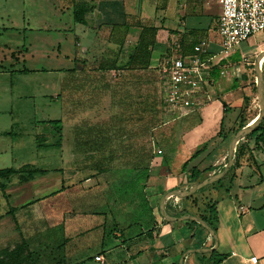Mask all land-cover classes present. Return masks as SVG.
Listing matches in <instances>:
<instances>
[{
    "label": "rangeland",
    "instance_id": "rangeland-1",
    "mask_svg": "<svg viewBox=\"0 0 264 264\" xmlns=\"http://www.w3.org/2000/svg\"><path fill=\"white\" fill-rule=\"evenodd\" d=\"M73 4L74 0H0V168L31 163L48 168L55 177L43 192L37 186H23L18 175L9 180L11 199L22 196L16 207L46 199L43 210H29L30 215L15 212L17 221L25 220L19 222L20 233L9 215L1 220L13 206L0 191V236L7 235L0 239V251L24 240L28 250L37 252L35 263L24 264L121 263L124 250L118 245L128 224L139 220L154 225L147 198L151 168L153 162L163 161L171 139L182 129L183 117L164 106L159 67L133 71L122 56L118 63L123 69L100 70L90 51L73 63L75 35L82 27L73 20ZM80 37L88 44L86 37ZM257 44L264 49V32L250 35L240 49ZM250 67L248 119L259 111L258 105L252 111L253 99L258 103V98L252 85L255 66L246 65ZM262 73L264 85V63ZM48 119L62 120L60 149L37 145L51 135L42 122ZM10 130L13 133L3 134ZM98 130L112 134L105 149L74 157L73 145ZM227 160L226 156L223 162ZM95 254H104L105 259L97 261Z\"/></svg>",
    "mask_w": 264,
    "mask_h": 264
},
{
    "label": "crops",
    "instance_id": "crops-1",
    "mask_svg": "<svg viewBox=\"0 0 264 264\" xmlns=\"http://www.w3.org/2000/svg\"><path fill=\"white\" fill-rule=\"evenodd\" d=\"M77 4L85 7V22L80 23V35H75L77 49L71 58L73 63L82 57L83 52L90 51V56L98 59L100 70L114 72L123 69L118 59L126 56V62L128 56L135 53L141 33L152 42L148 46L149 64L145 68V57L138 53L130 66L133 71L160 67L166 57H187L201 38L208 39L211 51H217L213 57L215 64L205 75L198 92V105L192 112L182 115V129L171 139L172 146L163 161L153 162L147 196L152 208V233L130 245L125 242L118 245L124 250L119 264H178L183 252L191 248L211 247L214 240L205 228L189 225L188 220L166 221L159 213V201L165 192L190 185L181 166L196 151L199 152L189 165H198L201 169L208 167L196 181L223 169L228 150L227 145L224 148L226 141L242 119L246 124L255 116L249 119L246 116L245 104L250 95L249 71L253 68H246V65H254L256 55L263 50L262 44L241 51L240 42L228 50V54L218 52L220 39L216 26L219 6L214 0H74L73 5ZM81 35L86 37L88 44L82 42ZM63 56L66 58L67 54ZM250 56L253 60L249 63L247 59ZM257 105L253 99L252 111ZM244 143L245 149L238 164L233 168L230 166L217 181L195 191V203L186 197L179 201L167 198L164 202L165 211L178 216L183 212L197 215L203 211L207 200L214 201L217 212L215 250L225 254L217 264H264V151L255 147L254 138H246ZM50 178L55 177L50 173L40 175L23 186L34 189L37 186V191L43 192L50 186ZM5 192L6 203L16 207L22 196L11 199L8 186ZM24 203H19V206ZM4 214L2 221L7 219V215L13 222L18 220L15 215ZM18 222L24 223L25 220ZM15 227L20 233V226L15 224ZM5 238V233L0 236L1 240ZM200 254L188 253L182 263H206L207 259L203 260ZM101 255L104 258V254ZM252 256H256L255 261L250 260Z\"/></svg>",
    "mask_w": 264,
    "mask_h": 264
},
{
    "label": "trees",
    "instance_id": "trees-1",
    "mask_svg": "<svg viewBox=\"0 0 264 264\" xmlns=\"http://www.w3.org/2000/svg\"><path fill=\"white\" fill-rule=\"evenodd\" d=\"M84 12H85V7L83 4L73 5L72 6L73 20L78 23H84L85 22ZM149 44H152V42L147 38H144L143 34L141 33L137 45L135 47V53L133 52L128 56V59L125 62L126 66L130 67L131 64H133L134 59L137 57V54L139 53L141 56L144 55L145 57L144 67L147 68L150 57V49L148 48ZM140 64H142V62H140ZM252 85L254 87L255 83H253ZM42 122L48 125L51 135L50 137L44 139L43 142H37V145L51 146L59 149L62 148L63 140H64L62 120L48 119V120H42ZM244 123H245L244 119H242L241 124L237 128L243 126ZM86 131H90V129H86ZM11 133H13L12 130L3 132V134H11ZM119 133H120L119 130L115 131V134H119ZM111 135L112 134L107 130H98L94 134L86 135V137L83 140L77 141L73 145V149H72L73 156L79 157L84 153L101 151L105 149L106 145L110 142ZM245 138H254L255 147L262 149L264 151V118L253 129V131H251L245 136ZM244 149H245L244 141L243 143H240V145H236L235 148L236 154L234 157L233 164L231 165V168L235 167L238 164L239 157L243 153ZM198 152L199 151H196L193 155L187 158L182 163L181 166V170L185 174V179L190 183V185L196 183L197 182L196 180L199 177L200 173L208 169V167H204L201 169L198 167V165H189L190 161L198 154ZM49 172L50 170L48 168L39 167L31 163H26L19 167L10 166V167L0 168V191L2 192L3 196H6L5 189L7 187L9 180L14 175H18L21 181L27 182L32 180L36 176L45 175ZM201 189H203V187L200 188L199 190ZM56 192H53L49 195H54L56 194ZM186 198H192V202L194 203L196 202V197H194V193L187 196ZM45 200H46L45 198L43 199L38 198L28 201L19 207H11V209L7 211V214L10 213L12 216H14L15 215L14 212L16 210H24L26 214L30 215L28 213L29 210H32V212H36L39 211L40 209L43 210L47 208V204H45L46 203ZM149 209L152 211V208L150 206ZM197 215L201 219H203L215 232L216 222H217V212L214 207V201H212L211 199L207 200L205 203V208ZM14 222L16 226H20V223L16 219H14ZM133 222H134L133 224L131 223L128 224L129 229L125 234V239H123V242H125L126 245H130L132 242H136L144 239L145 237H147L148 234L152 233L154 229L153 226L150 227L146 226V224H144V222L142 221L135 220ZM187 223L189 225H198L199 227H201V225L194 220H188ZM24 249H25V253H24ZM36 257H37V252L28 250L27 243L24 240H22L21 243L15 246L14 248L4 249L0 251V264H24V262L26 261H31L35 263ZM200 257L203 260L207 259V262L204 264H217L222 258L225 257V254H219L215 249H213L211 252L201 253ZM56 264H62V263L58 261ZM171 264H177V262Z\"/></svg>",
    "mask_w": 264,
    "mask_h": 264
},
{
    "label": "built area",
    "instance_id": "built-area-1",
    "mask_svg": "<svg viewBox=\"0 0 264 264\" xmlns=\"http://www.w3.org/2000/svg\"><path fill=\"white\" fill-rule=\"evenodd\" d=\"M219 6L216 31L219 35L218 52L228 50L256 33L264 32V0H214ZM217 52V51H216ZM215 51L209 48L206 38L199 39L187 57H166L159 72L165 108L182 116L192 112L198 105V92L211 70ZM222 72V71H221ZM160 153L161 151L158 150ZM95 260L102 261L100 254ZM250 260L255 261L256 256Z\"/></svg>",
    "mask_w": 264,
    "mask_h": 264
},
{
    "label": "water",
    "instance_id": "water-1",
    "mask_svg": "<svg viewBox=\"0 0 264 264\" xmlns=\"http://www.w3.org/2000/svg\"><path fill=\"white\" fill-rule=\"evenodd\" d=\"M264 58V49L261 50L255 57L254 61V68L256 73V96L258 98V106L259 111L258 113L252 118L248 123L244 124L243 126L239 127L234 135L232 136L227 150V157L228 160L226 164L224 165L223 169L221 171H218L217 173L207 177L206 179L197 181L196 183L192 184L187 189H171L167 192H165L158 204L159 213L166 221H180V220H194L197 223H199L203 228H205L208 233L211 235V237L214 240V244L211 247H202V248H191L187 251L183 252L182 255L179 258L178 264H183V258L186 254L192 253V252H198V253H206L211 252L213 249H215L216 245V236L214 230L199 216L186 213L178 216H173L168 214L164 209V202L167 198L170 196H179L180 198L186 197L194 193L195 191L199 190L200 188L217 181L220 179L225 172L228 170V168L233 164V155L235 152L236 144L239 141V139L245 137L248 133L253 131V129L260 123V121L264 117V85H263V73H262V59Z\"/></svg>",
    "mask_w": 264,
    "mask_h": 264
},
{
    "label": "bare ground",
    "instance_id": "bare-ground-1",
    "mask_svg": "<svg viewBox=\"0 0 264 264\" xmlns=\"http://www.w3.org/2000/svg\"><path fill=\"white\" fill-rule=\"evenodd\" d=\"M264 58L262 59V64H263ZM238 143V142H237ZM237 145V144H236Z\"/></svg>",
    "mask_w": 264,
    "mask_h": 264
}]
</instances>
